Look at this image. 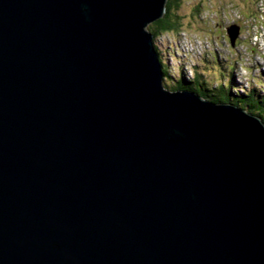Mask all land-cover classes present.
Listing matches in <instances>:
<instances>
[{
	"label": "water",
	"instance_id": "95a60500",
	"mask_svg": "<svg viewBox=\"0 0 264 264\" xmlns=\"http://www.w3.org/2000/svg\"><path fill=\"white\" fill-rule=\"evenodd\" d=\"M167 2L0 0V264H264V122L164 88Z\"/></svg>",
	"mask_w": 264,
	"mask_h": 264
},
{
	"label": "rangeland",
	"instance_id": "374dc122",
	"mask_svg": "<svg viewBox=\"0 0 264 264\" xmlns=\"http://www.w3.org/2000/svg\"><path fill=\"white\" fill-rule=\"evenodd\" d=\"M196 7H199V13L195 12ZM179 15L183 18L181 33L179 35L172 33L161 35L156 39L161 59L164 60L163 64L169 68L170 77L165 76L163 80V84L169 87L164 86V88L171 91L172 86L175 87L176 81L183 72L186 80L191 81L195 71L194 65L201 61L204 63V59H208L211 65L201 63L199 71L203 76H209L205 80L216 87V85L221 84L222 75L227 81V74L233 71L234 60L237 59L234 55L235 49L229 46L228 38L226 37L227 40L223 38L227 33V28H229V22L239 18L249 23V20L244 19L245 17H253V21L264 20V1L182 0ZM254 30L253 26L241 28L240 38L236 45H241L243 49L251 45L256 51L252 55L254 59L251 65L250 63L248 65L250 70L238 64L241 60L248 59V55L242 54L240 59L236 61L237 68L233 74L236 87L233 93L234 95H241L242 89L245 91L244 96H250V93L255 91L253 94L262 100L264 99V66L258 65L259 57L257 55L264 57V52L261 51L264 42L263 39L260 41L261 48L255 44L257 36L254 35ZM214 56L217 60L215 59V62L212 63ZM261 56L260 59L264 63ZM216 61H219L226 71H222ZM252 85L254 90H251Z\"/></svg>",
	"mask_w": 264,
	"mask_h": 264
},
{
	"label": "trees",
	"instance_id": "16d2710c",
	"mask_svg": "<svg viewBox=\"0 0 264 264\" xmlns=\"http://www.w3.org/2000/svg\"><path fill=\"white\" fill-rule=\"evenodd\" d=\"M182 8V0H168L167 5H166V13L163 16L162 19L156 21L155 23H153L152 25H150L148 27V31L153 35V42L155 47L157 48V53L159 55V59H160V64L163 67V74L164 77H170L169 76V68L163 64V59H161V53H159V49H158V44L156 39L159 36H163V35H169V34H175V35H179L181 33L182 30V20L183 18L179 15V12L181 11ZM196 13H199V7H196L195 10ZM217 60L216 56H214V58H212V63L215 62L214 60ZM233 59V58H232ZM238 60V58L236 60H234V69L233 71L228 72V76H227V81H225L224 76L222 75V80H221V84L220 85H216V87H214L213 85H211L208 80L206 81L205 79L208 78L206 76H203V74L199 71V68L201 67V63L202 64H207V65H211V63L208 61V59H204V63L201 62H197L194 65V73H193V77L191 81H187L185 76H184V72L181 74V76L179 77V79L176 81V85L175 87L172 86V90H178V89H190L192 91L197 92L198 94H200L202 97H204L207 100H213V101H229L235 105H237L238 107L242 108V109H246L249 113L255 114L257 116H259L261 118V120L264 122V99L259 100V96L254 95L252 91L250 93V96H247L245 94V92L243 94H239V95H234V88L235 86V78L233 76L236 68L235 63ZM218 63V65L221 67L222 71H226V69L224 68L223 65H221V63L219 61H216ZM200 66V67H199ZM206 69V68H205ZM230 73V74H229ZM252 76H255L254 74H252ZM166 82V81H165ZM253 83V82H252ZM165 86V85H164ZM165 87H169L168 85ZM253 85H252V89H253ZM256 107V110H255Z\"/></svg>",
	"mask_w": 264,
	"mask_h": 264
},
{
	"label": "bare ground",
	"instance_id": "6f19581e",
	"mask_svg": "<svg viewBox=\"0 0 264 264\" xmlns=\"http://www.w3.org/2000/svg\"><path fill=\"white\" fill-rule=\"evenodd\" d=\"M155 48V47H154ZM155 50H157V48H155ZM159 62H160V60H159ZM160 66H161V69H162V71H163V67H162V65L160 64ZM253 67V66H252ZM245 91L244 90H242L241 89V93L243 94Z\"/></svg>",
	"mask_w": 264,
	"mask_h": 264
},
{
	"label": "built area",
	"instance_id": "2783aa9c",
	"mask_svg": "<svg viewBox=\"0 0 264 264\" xmlns=\"http://www.w3.org/2000/svg\"><path fill=\"white\" fill-rule=\"evenodd\" d=\"M263 36H264V33H263ZM257 39H259V37L257 36Z\"/></svg>",
	"mask_w": 264,
	"mask_h": 264
}]
</instances>
